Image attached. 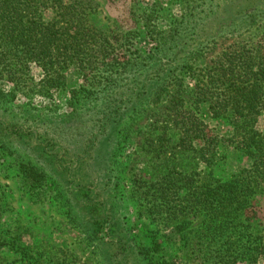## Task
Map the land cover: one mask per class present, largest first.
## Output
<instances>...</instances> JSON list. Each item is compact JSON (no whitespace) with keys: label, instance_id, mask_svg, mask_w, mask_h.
Listing matches in <instances>:
<instances>
[{"label":"trees","instance_id":"trees-1","mask_svg":"<svg viewBox=\"0 0 264 264\" xmlns=\"http://www.w3.org/2000/svg\"><path fill=\"white\" fill-rule=\"evenodd\" d=\"M89 6L90 0H0L1 108L29 85L27 77L33 79L34 67L39 71L38 93L49 97L65 89L76 71L83 79L70 91V119L43 124L42 135L53 134L44 138L46 147L37 143L39 147L29 150L21 129L10 130L0 120L4 136L22 139L18 146L24 158L33 151L34 159L26 158L15 169L19 181L34 202L61 203L69 221L96 241L104 264H137L132 244L119 235L106 197L111 176L88 178L89 171L101 153L107 154L105 159L117 155L119 141L107 133L112 123L139 110L141 101L157 103L159 97L162 101L171 80L179 85L190 80L195 104L185 107L181 94H168L163 112L179 131L177 146L193 151L201 163L215 160L220 147L232 146L245 152L249 165L221 179L210 172L185 170L158 152L163 165L159 162L152 172H142L143 209L164 222L188 211L201 213L206 264H261L264 229L253 234L242 219L251 215L264 184V33L255 42L225 45L207 68H200L195 59L207 43L237 39L257 25L264 19V0H224L219 8L212 4L200 28L191 26L186 11L165 20L157 10L166 6L154 0L133 16L140 18L142 34L152 41L145 49L132 42L130 29L120 35L123 44L110 43V37L93 28ZM6 83H11L8 90ZM54 124L62 126L51 130ZM61 138L68 139V145L74 141L72 157ZM9 151L0 143V161ZM102 227L104 234L99 235ZM178 235L175 232L166 241L153 236L148 242L140 240L136 251L147 264H179L167 249ZM12 244L0 232V264H11L6 253ZM21 248L27 251L26 246ZM32 263L62 262H43L39 257Z\"/></svg>","mask_w":264,"mask_h":264},{"label":"rangeland","instance_id":"rangeland-1","mask_svg":"<svg viewBox=\"0 0 264 264\" xmlns=\"http://www.w3.org/2000/svg\"><path fill=\"white\" fill-rule=\"evenodd\" d=\"M153 1L90 0L88 11L92 17L93 28L99 29L103 36L110 37V43L115 46L124 43L120 35L123 30L130 29L132 42L134 44L138 42L142 49L149 48L152 41L142 34L145 27L139 21L140 18L136 20L133 16L136 15L134 12H143V6ZM205 1L207 3H203V0H159L166 7L157 11L167 21L177 19L186 11V14L191 15L189 17L191 26L200 28L207 20L204 17L205 10L212 4L217 8L224 4V0ZM133 19L137 23H134ZM164 28V25L159 26V29ZM261 33H264V19L237 39L220 38L207 43L197 53L195 60L200 68H207L219 56L225 45L234 41L255 42ZM31 74L33 79L27 77L26 81L29 85L17 90V94L5 107H0V120L4 125L9 124L10 130L12 126L21 129L26 135L23 139H26L29 150L38 146L37 143L46 147L44 138L46 136L52 138L53 134L42 135L44 123L54 119H70L73 109L70 91L83 80L76 71L69 76L65 89L49 97L46 93H38L39 88L36 85L39 71L34 67L30 76ZM9 84L6 83V90L10 88L11 83ZM192 84L190 80L186 85H179V81L173 83L171 80L162 101H159L160 97L157 103L154 100L141 101L139 110L130 114L128 112L118 122L112 123L107 133L119 141L117 155L112 156V159L109 155L110 157L105 159L107 154L101 153L89 171L88 178L97 176L103 179L106 173L111 176L112 182L106 187V197L111 205L119 235L132 244L136 257L133 260L137 264L147 263L138 255L136 242L140 240L148 242L152 236L166 241L172 238L175 232H179V235L176 239H171L167 249L178 258V263L206 264L203 251L206 248L207 235L201 213L188 211L178 219L164 222L158 218L153 219L150 212L143 209V201L139 197L145 188L141 184L142 172H152V168L158 166L159 162L163 165L165 161L160 159V156L156 157L158 152L166 153L170 160L174 158V162L185 170H195L202 174L210 172L221 179L230 178L249 165V157L245 152L232 146L220 147L216 159L211 163H201L193 151L177 146L179 131L164 117L165 102L168 94L169 96L181 94L184 106L191 107L195 104L191 92ZM123 99L127 100L128 97L124 96ZM54 126L49 128L54 130L62 125ZM32 129L34 131L30 134ZM1 130L2 128L0 139L3 142L0 143L7 144L10 151L7 152L6 158L0 161V232L7 241L13 242L10 245V254L6 253L12 261L11 264H33L32 260L39 257L43 262L59 260L61 264H104L102 252L96 241L69 221L61 203L58 201L36 203L29 196L27 186L19 181L15 169L18 163L25 161L26 158L33 160V151H29L30 155L24 158V151L20 150L18 143L22 139L17 141L16 135L4 136ZM61 139L65 149L69 147L72 157L74 141L71 140L68 145V139ZM170 160L166 161L171 163ZM254 204L255 207L250 210L251 215L246 216L247 218L244 215L242 221L247 231L259 234L264 229V184H261V192L256 196ZM103 228L99 229V235L104 234ZM21 246H26L27 251L24 252ZM260 263L264 264V259Z\"/></svg>","mask_w":264,"mask_h":264}]
</instances>
